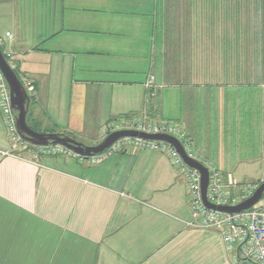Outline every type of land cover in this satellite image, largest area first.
<instances>
[{
	"label": "crops",
	"instance_id": "1",
	"mask_svg": "<svg viewBox=\"0 0 264 264\" xmlns=\"http://www.w3.org/2000/svg\"><path fill=\"white\" fill-rule=\"evenodd\" d=\"M0 3H14L1 47L35 83V130L95 145L109 120L148 107L239 181L253 180L233 168L264 167V0ZM186 185L157 149L98 160L14 144L0 106V264H241L188 222Z\"/></svg>",
	"mask_w": 264,
	"mask_h": 264
},
{
	"label": "built area",
	"instance_id": "2",
	"mask_svg": "<svg viewBox=\"0 0 264 264\" xmlns=\"http://www.w3.org/2000/svg\"><path fill=\"white\" fill-rule=\"evenodd\" d=\"M10 32H7L9 35ZM4 39L0 36V45ZM10 54V53H9ZM8 54V55H9ZM13 67L15 64L10 63ZM21 79V77H20ZM28 96L35 93V83L32 79L23 77ZM149 89L157 88L153 75L145 81ZM0 106L7 116V123L12 137L17 143L22 139L18 133L15 115L11 107V94L8 82L0 69ZM121 129H135L144 133H168L175 136L184 148L187 157L200 161L209 170V184L206 192L209 202L215 205L235 206L258 190L264 182V173L256 180L239 181L231 172L224 170L213 160L205 158L194 146L192 138L185 129L171 119L156 118L148 107L132 115L123 114L109 120L104 126V137ZM132 145L135 148H152L165 152L176 166L187 183V191L191 209L190 224L197 227L212 228L227 247L236 252L235 261L241 264H264V193L262 197L249 208L241 211H227L206 205L202 194V174L196 167L188 164L180 150L171 142L163 139H152L143 136H123L117 139L104 153L92 155L101 160L105 155L115 150H123ZM45 153H77L62 144L40 145Z\"/></svg>",
	"mask_w": 264,
	"mask_h": 264
},
{
	"label": "water",
	"instance_id": "3",
	"mask_svg": "<svg viewBox=\"0 0 264 264\" xmlns=\"http://www.w3.org/2000/svg\"><path fill=\"white\" fill-rule=\"evenodd\" d=\"M0 69L3 72L9 86L11 94V107L15 115V122L18 133L22 139L35 145H51L62 144L66 147L82 154L97 155L104 153L117 139L123 136H143L152 139H163L173 143L184 156L185 161L193 167L200 170L202 174V194L203 200L207 206L227 211H241L249 208L256 203L264 193V182L251 197L235 206L215 205L207 199L206 192L209 184V170L198 160L186 156L184 148L180 141L173 135L168 133H144L135 129H121L108 134L104 139L95 145H87L76 138L66 134L57 132H43L32 128L27 122V114L29 110V96L26 87L20 79L17 71L8 61L1 45H0Z\"/></svg>",
	"mask_w": 264,
	"mask_h": 264
},
{
	"label": "rangeland",
	"instance_id": "4",
	"mask_svg": "<svg viewBox=\"0 0 264 264\" xmlns=\"http://www.w3.org/2000/svg\"><path fill=\"white\" fill-rule=\"evenodd\" d=\"M13 7H14V3L13 4L0 3V34H5V32L8 29L10 31H14L12 25L13 20L11 19ZM262 168L264 167H235L233 168V170L238 177H244L246 178V180H254L256 176L258 177V174L261 172ZM245 182H250V181H245Z\"/></svg>",
	"mask_w": 264,
	"mask_h": 264
},
{
	"label": "trees",
	"instance_id": "5",
	"mask_svg": "<svg viewBox=\"0 0 264 264\" xmlns=\"http://www.w3.org/2000/svg\"><path fill=\"white\" fill-rule=\"evenodd\" d=\"M15 70H16V69H15ZM30 98H31V97H29V101H30Z\"/></svg>",
	"mask_w": 264,
	"mask_h": 264
}]
</instances>
